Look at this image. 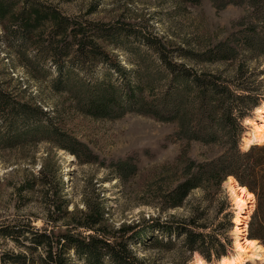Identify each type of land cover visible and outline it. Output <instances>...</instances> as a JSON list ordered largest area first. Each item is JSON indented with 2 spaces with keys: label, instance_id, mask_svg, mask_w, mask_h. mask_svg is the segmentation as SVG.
<instances>
[{
  "label": "trees",
  "instance_id": "trees-1",
  "mask_svg": "<svg viewBox=\"0 0 264 264\" xmlns=\"http://www.w3.org/2000/svg\"><path fill=\"white\" fill-rule=\"evenodd\" d=\"M187 1L198 4L201 0ZM210 1L218 9L232 4L245 7L246 11L231 21L232 31L226 39L201 53L190 49L176 51L162 37L145 34L120 21L91 23L69 17L59 8L39 0H0V21L6 22L18 40L33 44L37 58L42 56L50 61L56 70L51 89L68 94L67 98L74 102L70 108L93 118H116L131 111L175 123L178 139L203 144L224 140L227 147L221 156L202 163L186 159L174 185L162 196L163 208L182 206L192 189L205 184L219 186L232 176L255 198L247 238L257 240L264 247V143L240 150V127L236 125L243 109H236L232 104L251 97L242 93L245 87L239 88L242 92L231 90L220 74L207 69L197 72L193 66L178 60L212 64L234 60L240 50L254 60L263 58L264 0ZM47 27L49 31L45 35ZM130 38L140 40L156 55L154 60L145 61L148 66L144 75L139 74L140 69H126L111 52L115 48L128 52L124 44ZM29 60L32 65L28 61L31 69H27L35 78L38 72L33 67L35 59ZM97 66L105 68L100 78L92 73ZM113 76L118 77L112 79ZM0 119V151L3 147L46 141L73 156L78 164L107 168L110 178L121 182L137 172L134 157L99 159L85 143L59 127L58 115H50L40 105L12 95L3 88L2 82ZM50 171V166L43 162L36 178L45 206L42 226L33 225L29 217L11 225H0V237L9 238L24 251L0 249V264H72L71 255L86 264H149L136 255L131 244L139 242L149 247L156 240L153 229L163 235L182 236L185 248L190 253L196 252L207 264L231 255L227 254L226 246L231 244L227 232L233 226L232 216L213 227L199 222L202 219L199 212L180 221L156 217L113 228L108 224L107 211L98 193L83 194L82 207L74 205L69 209L70 199L64 193L61 176L53 177ZM31 182L21 185L19 191L31 188Z\"/></svg>",
  "mask_w": 264,
  "mask_h": 264
},
{
  "label": "rangeland",
  "instance_id": "rangeland-1",
  "mask_svg": "<svg viewBox=\"0 0 264 264\" xmlns=\"http://www.w3.org/2000/svg\"><path fill=\"white\" fill-rule=\"evenodd\" d=\"M39 1L59 8L69 17L86 19L91 23L120 21L145 34L162 37L176 51L190 49L195 53H201L208 46L226 39L232 31L231 21L246 11L245 7L232 4L218 9L210 0H201L198 4L187 0ZM48 31L47 27L45 35ZM125 42L128 52L118 48L110 49L111 52L126 69H140L139 74L144 75L147 73L145 66L148 63L145 61L154 60L156 55L136 38ZM37 55L33 44L18 40L12 29L6 27V22L0 21V82L3 88L12 95L40 105L50 115H58L59 127L85 143L99 159L116 160L131 156L135 158L138 169L134 176L121 182L110 178L107 168L95 164H78L73 156L46 141L13 148L3 147L0 151V225H11L20 218L29 217L33 219V225L42 226L45 206L41 185L36 178L40 175L43 162L50 166L51 176H61L64 193L70 199L69 209L74 205L82 207L83 194L90 196L98 193L107 211L108 224L113 228L121 224H139L143 219L156 217L160 220L180 221L199 212H202L199 222L213 227L232 216L235 204L224 185L225 180L219 186L205 184L192 189L182 206L164 209L162 201L164 193L179 177L186 159L202 163L221 156L227 147L224 140L220 139V143L203 144L197 140L178 139L175 123L158 121L131 111L116 118H93L76 111L70 108V103L74 102L67 98L68 94L51 89L56 70L48 59L42 56L37 58ZM31 58L35 59L33 67L38 71L35 78L27 69L28 61L32 65L29 60ZM178 60L193 66L197 72L207 69L220 74L235 92H242L239 88L245 87L242 93L249 94L250 100L232 103L234 108L243 109L236 128L240 127L238 146L240 150H244L241 138L250 127L246 119L252 118L255 107L264 102V57L254 60L240 50L236 59L212 64H193L186 59ZM104 71L105 68L97 66L92 73L95 74L94 77L100 78ZM117 77L113 76L112 79ZM53 109L57 112L54 113ZM29 181H33L32 187L19 191V187ZM255 203V198L251 199L241 212V226L245 227V237H248V224ZM152 231L156 240L149 247H143L139 242L131 244L138 257L149 264H192L197 253H190L185 248L182 236L163 235L156 229ZM227 235L231 240V244L226 246L227 254L230 255L235 251L231 229ZM0 249L24 252L23 248L17 247L9 238L1 237ZM71 257L72 264H86L74 255ZM215 263L217 261H213ZM251 263L261 262L255 260L246 264Z\"/></svg>",
  "mask_w": 264,
  "mask_h": 264
},
{
  "label": "bare ground",
  "instance_id": "bare-ground-1",
  "mask_svg": "<svg viewBox=\"0 0 264 264\" xmlns=\"http://www.w3.org/2000/svg\"><path fill=\"white\" fill-rule=\"evenodd\" d=\"M250 126L242 137L243 148L247 149L251 144L264 143V103L257 106L252 118L246 119ZM224 185L235 204L232 214V229L234 253L230 256H222L217 264H243L244 261L258 260L264 263V247L257 240L249 239L244 236L245 227L243 225L242 210L248 206L253 194L247 191L244 186H239L232 176H228ZM192 264H207L199 256L195 255Z\"/></svg>",
  "mask_w": 264,
  "mask_h": 264
}]
</instances>
